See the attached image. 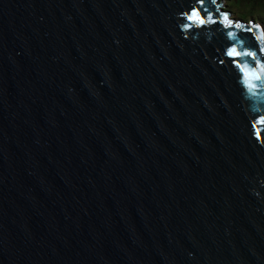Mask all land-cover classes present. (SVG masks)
Wrapping results in <instances>:
<instances>
[{"label":"water","instance_id":"1","mask_svg":"<svg viewBox=\"0 0 264 264\" xmlns=\"http://www.w3.org/2000/svg\"><path fill=\"white\" fill-rule=\"evenodd\" d=\"M217 4L0 0V264H264V27Z\"/></svg>","mask_w":264,"mask_h":264},{"label":"trees","instance_id":"2","mask_svg":"<svg viewBox=\"0 0 264 264\" xmlns=\"http://www.w3.org/2000/svg\"><path fill=\"white\" fill-rule=\"evenodd\" d=\"M222 8V14H227L229 21L232 14L241 23L249 21H260L264 24V0H217ZM223 2L224 5H221ZM223 8H226L224 10Z\"/></svg>","mask_w":264,"mask_h":264},{"label":"snow or ice","instance_id":"3","mask_svg":"<svg viewBox=\"0 0 264 264\" xmlns=\"http://www.w3.org/2000/svg\"><path fill=\"white\" fill-rule=\"evenodd\" d=\"M202 2V0H201ZM208 19H211V17L209 16ZM188 20L189 21H193V22H198L201 25L205 23V18L201 17L200 15V10H193L191 12V14L188 16ZM225 20H227V16H225ZM239 26V25H237ZM245 55H250V53H244ZM229 56H239L240 53L237 51L236 48H232L229 52H228ZM262 123H264V121H261Z\"/></svg>","mask_w":264,"mask_h":264},{"label":"rangeland","instance_id":"4","mask_svg":"<svg viewBox=\"0 0 264 264\" xmlns=\"http://www.w3.org/2000/svg\"><path fill=\"white\" fill-rule=\"evenodd\" d=\"M221 5H224L223 2H221ZM216 9L217 10H220V9L222 10V8H218V7H216ZM223 9L226 10V8H223ZM229 18L232 19L233 22H236L237 21L236 18H235V16L233 14L231 16H229ZM252 22H256V24H260L261 23L260 21H257L255 19ZM262 26L264 27V24H262Z\"/></svg>","mask_w":264,"mask_h":264}]
</instances>
